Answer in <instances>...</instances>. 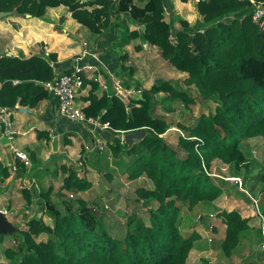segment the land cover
<instances>
[{
    "label": "trees",
    "instance_id": "obj_1",
    "mask_svg": "<svg viewBox=\"0 0 264 264\" xmlns=\"http://www.w3.org/2000/svg\"><path fill=\"white\" fill-rule=\"evenodd\" d=\"M180 1L185 2L183 7L173 0H120L116 6L112 0H0L1 11L30 18H43L49 8L64 5L82 26L99 35L115 33L125 23L122 45L140 39L135 46L138 51L145 44L157 47L170 65L188 74L184 83L199 93L193 96L169 80H162L143 89L142 98L125 101L117 90L97 93L99 79H89L82 72L83 88L90 84L88 94L83 96L88 102L83 108L86 117L110 124L108 151L124 167L129 180L146 176L152 181V188L136 190V202H157L158 206L150 211V223L132 214V224H126L116 237L107 221L108 213L100 205L76 195L79 206L75 208L64 192L60 194L65 204L63 211L52 197V190L42 191L39 195L44 202V208L40 209L42 216L37 214L28 220L27 228L19 234L14 227L16 244L6 248L7 259L0 264H187L195 241L202 235L198 231L188 236L183 234L178 203L193 209L201 202H214L223 195L222 184L227 180L212 175L216 160L233 165L238 171L244 170L243 177L249 178L255 162L244 151L243 140L264 138V29L253 20L252 0ZM185 7L189 9L187 12ZM176 10L182 16L184 11L191 24L200 19L190 25ZM66 24L73 26L74 21ZM130 24L137 28L130 30ZM45 34L52 38V46L62 44V56L74 52L65 48L66 36H57L49 27ZM128 57V53L119 56L123 69L130 68L125 63ZM74 60L59 63L56 52L30 57L1 53L0 106L35 108L51 99L52 94L43 83L54 80L58 72L70 74ZM103 75L108 83L110 75L106 72ZM121 85L125 88L130 83ZM161 92L186 107L219 98L214 112L202 113L189 124L178 123L185 132L178 137L183 155L163 136L169 122L156 112L159 103L155 95ZM141 130H146L141 141L131 147L122 143L121 131ZM45 134L48 135L47 131L42 130L37 136L42 138ZM85 150L84 144L82 152ZM121 153L126 154V160L120 157ZM32 158L36 159L34 154ZM20 164L23 173L24 163ZM63 168L66 175L61 191L80 194L92 188L87 170L83 169L84 174L80 175L79 168ZM0 171L4 177L10 174L1 162ZM112 174L109 173L111 179ZM259 177L264 180V174ZM215 178L222 179L221 183ZM34 190L33 187L21 189L29 203L34 201ZM217 218L226 225L222 251L231 257L250 227L249 218L237 209L223 210L216 214ZM42 234L48 235L47 240H37Z\"/></svg>",
    "mask_w": 264,
    "mask_h": 264
},
{
    "label": "rangeland",
    "instance_id": "obj_2",
    "mask_svg": "<svg viewBox=\"0 0 264 264\" xmlns=\"http://www.w3.org/2000/svg\"><path fill=\"white\" fill-rule=\"evenodd\" d=\"M178 3L181 7H183V3L181 1H177V4ZM183 9H185V12L189 10L187 7ZM185 12L183 11V16H180L183 18L185 17L190 22V19L187 18V14H185ZM198 15L200 14L198 13ZM4 19H6L4 21H6L8 28H11V30H13V27L14 29H18L17 26L13 24L12 17L9 16ZM199 19L200 18L197 20ZM194 24H191L190 22V25ZM56 27L61 29L60 26ZM78 27H81L88 32L81 35L80 38H75L77 40V46L80 48L76 53L82 54L84 50H88L90 46L93 45V42L95 46L96 34L85 26L81 25ZM133 28L134 26L129 27L130 30ZM121 30H123V27ZM24 34L25 33H22L20 36H24ZM121 40L122 36L120 34L119 41ZM135 40V43L138 42V39ZM74 46H76V42L69 41V43L65 45V48L67 49ZM60 49L61 48L59 47L56 48V52L60 59H66L67 56L69 57L73 55L69 54L67 56H62ZM98 51L101 52L103 50ZM125 52L129 55L125 63L130 66V68L123 69V60H120L121 66H119L118 73L117 69L114 71L117 74H115L113 70L110 72L118 76V78L115 79V82L113 80V85L119 86L123 84V82L130 83V86L124 88L121 85V87H119V91L117 90L118 93L121 92L127 100H137L142 98L141 91L143 89H149L154 84H157L162 80H169L173 86L186 90L193 96L199 94L195 87H189L184 83V79L188 76V74H185V72L182 73L170 65L169 62L161 56L157 47L149 46L147 47V50L143 49L140 51L135 48H131L130 51L125 49ZM117 54L118 56L121 55V53ZM21 57L24 56L21 55ZM131 68H133V72H131ZM101 70L96 72L93 71L92 73L85 72V74L87 77H91V74H93V77L91 78L99 79L101 82L99 90H106L105 85H103L104 83H102V81H104V71ZM134 75L138 76V79L130 81ZM108 85L110 87V91H112L113 86L111 77L108 79ZM82 91L83 90H80L78 93L79 100H82L83 96L88 94H82ZM155 99L159 103L156 106L157 114L164 116L169 122V128L163 136L167 138L168 142L173 147L178 149L182 155L185 152L178 145V137L181 134V128L178 123L189 124L194 122L195 119L202 113L214 112L215 107L218 104L217 102H219V98L214 97V99L207 100L204 103L192 104L189 107H186L181 102L170 99L168 94L165 92L157 93L155 95ZM183 134L185 135V132H183L182 135ZM120 136H122V134H120ZM68 139L73 143L68 146V153L71 156L70 162H73V158H76L77 161H75V163L77 164L85 141L81 138H76L75 141L73 136L68 137ZM73 147L76 148L77 152H72ZM108 149L109 147L107 146V151L105 152L94 151L87 154L86 151L82 152L85 154V160H82L84 164L81 168H79V174H84V171H88V169L85 168H89V173H87L86 176L92 181L93 186L88 191L80 194L67 191L66 196L72 200L75 204V208L79 206L78 201L76 200V195L90 201L91 203L100 205L105 214L108 213L107 221L112 224L110 225L112 227V233L115 234L116 237H119L121 230H124L126 224H132V214H136L139 219H142L146 223H150V211H152V209H156L158 204L157 202H136L138 198L136 190L139 187L152 188V181H150L146 176L134 181L129 180L127 175L124 173V167L117 164L118 159H115V156L111 152L110 154ZM243 149L246 154L249 156L251 155L252 158L253 156L251 150L256 149L258 151L257 158H254L253 160L256 164H253L252 173L248 179L243 177L245 174L244 170L242 172L238 171L233 165L227 166L220 160H216L214 163V174L224 175L225 177L238 175L239 177L244 178V183L241 185L242 188L239 186L240 184H238L237 181L228 178L226 179L227 181L222 184L224 187V193L218 200L214 202H201L193 209H190L186 204H182L181 202L178 203L181 206V226L183 234L188 236L192 233V231H198L202 235L201 238L196 240L194 243L188 264H240L242 262H247L248 264H264V249L261 247L262 242L264 241V223L262 219V216H264V180L259 177L264 174V138H246L243 140ZM91 154H93L94 157H90L93 156ZM109 155L110 158L108 157ZM120 157H122V159L125 158V160L127 158L124 153H121ZM93 159L95 164L92 162ZM75 168H78V165H76ZM110 172H113L112 179L109 178ZM60 176L62 177V175ZM215 180L216 182L221 183L222 179L215 178ZM20 193L21 192H19V194ZM36 196H38V194ZM253 198L256 200L254 201ZM57 205L63 211L65 210L63 197L59 199ZM11 209L12 208L10 207L9 210ZM232 209H237L241 211L243 217H248L250 227L244 232L239 245L233 252V255L231 257H227L221 248V241L225 236L226 225L222 223L220 218L213 220L210 219V214L216 215L223 210ZM13 210H15V214L12 215V217H14L12 219L10 218L9 221L13 223V227H16L17 233L19 234L21 230L27 228L24 221L25 218L22 219V222L18 220L20 215L24 214V211L21 210V212H19L20 215L17 217L16 214L18 213V210L17 212L16 209ZM198 215H201L202 218L198 219ZM46 220L50 224H53L51 218L47 217ZM15 235L16 234L12 232L0 234V262L7 259L5 255L6 248L16 244L17 237ZM121 235L123 236V233ZM47 238L48 235L42 234L37 238V240H47ZM211 238L213 239L212 241Z\"/></svg>",
    "mask_w": 264,
    "mask_h": 264
},
{
    "label": "crops",
    "instance_id": "obj_3",
    "mask_svg": "<svg viewBox=\"0 0 264 264\" xmlns=\"http://www.w3.org/2000/svg\"><path fill=\"white\" fill-rule=\"evenodd\" d=\"M177 1L180 2V0H176L175 2ZM177 13L178 15H181L178 11ZM10 17H12L13 24H15L19 30L14 29V27L13 30H11V28L7 27L6 21H4L6 19H0V54L7 52L15 56L23 55L24 57H30L33 54L47 56L51 52H56V48H62V44L57 45L56 47L52 46V38L45 34L46 29L49 27L51 32L56 33L57 36H66L68 43L69 41L76 42V46L67 48L69 51H74L70 53L73 55L69 57L67 56L66 59H60L58 56L59 63L63 62L64 64V61L68 62L71 58H75L79 54L76 53L80 49L79 46H77V37L80 38L81 35L88 33L81 27L76 29V25L81 26L82 24L71 16V12L64 5L49 8L47 15L43 18L33 17L32 19L30 17L21 16ZM68 21H74L73 26L66 24ZM40 22L43 23L41 24L42 26L39 25ZM56 26H60L61 29ZM130 26H134L133 29L137 28L134 24H130ZM122 27L124 29L126 24L124 23V26ZM122 27L120 26L116 28L115 33H104L102 35L96 34L95 46L93 42V45L88 49L99 55L105 62V68L101 67L99 71L102 69L104 72L110 74L113 90H117L116 85H113V80L115 82V79L118 78L117 75H115L118 72L115 73L114 71L116 69L118 71L119 66H121L117 53H127L125 52V49L130 51L131 48H135V46L140 43V39H138V42L136 43V40L133 39L129 44L122 45L121 41H119ZM22 33H25L24 36H20ZM147 47H149V45L145 44L144 49L147 50ZM52 49L55 51H52ZM98 50L103 51L100 52ZM111 70H113L115 74L110 72ZM88 73L92 72L88 71ZM91 75V77H93V74ZM91 77H89V79H92ZM137 77L138 76L134 75V79L132 78L131 80H128L133 81L138 79ZM105 82L102 81V83L107 86L106 90H110L108 83ZM1 86L2 84L0 82V88ZM89 89L90 84L82 89V94L88 93ZM103 91L105 90L98 89L97 93L101 95ZM78 101L83 106L88 104V102L83 99L79 100L78 98ZM11 110L13 111V128L16 131L13 144L29 154L32 159V168H27L23 164L24 171L21 173L22 164H20V162L22 163V161L13 156L9 140L1 137L2 125L0 124V162L4 166H7L10 172L8 177H4V174L2 175V172L0 171V204L7 208L11 207V210L16 209V212L18 210V213L16 214L17 217L20 215L19 212L23 210L24 214L20 215L18 220L22 222V219L25 218L24 221L26 223L37 214L42 216V212L39 211V209L44 208V202H42L43 200L41 196H39L42 191L47 192L48 190H52V197L55 199V202H58L62 197L60 194H63L64 192L67 193V191L64 190L61 191L63 179L66 175L63 166L76 167L77 165L75 163V161H77L76 158H73L74 161L70 162L71 156L68 153V146L73 143L71 140L67 139V137L73 136L75 141L76 138H81L85 143L89 142L90 139L93 141L95 138H102L107 141V136H109L110 131L108 129L92 131L88 125L81 126L79 123H72L61 118L55 109L52 98L42 101L38 107L32 108L29 112L21 111L17 109V107ZM42 130L47 131L48 135L45 134L42 135V138H39L37 134ZM72 152H77L75 147L72 148ZM32 154H34L36 159L32 158ZM90 157H94V155ZM92 162L95 164L94 159ZM13 164H16L18 167L16 173L11 170ZM87 169L89 173V168ZM60 175H62V177ZM32 178H36L37 183L33 186V188H35L33 191L34 201L29 203L23 197L22 193L19 194V192H21L22 188L26 187L27 182ZM37 194L38 196H36ZM13 212L12 215L15 214V210H13ZM12 215L7 217L8 220L14 217H12ZM189 259L190 255L187 264Z\"/></svg>",
    "mask_w": 264,
    "mask_h": 264
},
{
    "label": "built area",
    "instance_id": "obj_4",
    "mask_svg": "<svg viewBox=\"0 0 264 264\" xmlns=\"http://www.w3.org/2000/svg\"><path fill=\"white\" fill-rule=\"evenodd\" d=\"M112 1L114 3V6H116L120 2V0ZM252 3L254 5L253 20L259 25L260 28L264 29V2H256L252 0ZM74 59V70L70 74L58 72L57 77L54 80L43 83L44 86L48 89V91L52 94L53 104L55 105V109L57 110L58 115L61 118L72 123H79L82 126L88 125L92 131L111 129V126L108 122L102 123L98 118H87L83 111L84 106L78 101V93L80 90L83 89V79L81 73L88 71L96 72L101 67L105 68V62L103 61V59L100 58L99 55L89 50H84L82 54H78ZM103 85H105V87L107 88L106 84ZM119 87H121V85L116 86V89L118 91ZM17 109L24 112H29L32 110V107L18 105ZM12 114L13 111L10 108L0 106V124L2 125L1 137L9 140L13 156L16 159H20L24 163L25 167L31 168L32 161L29 154L25 150L19 149L13 144L14 135L16 131L13 128L14 123L12 119ZM128 132L129 131H121L122 143H126L124 140V135ZM181 133L183 132L181 131ZM107 146V141L105 139L95 138L92 142L89 141L85 143V151L86 154L92 153L94 151L105 152L107 151ZM251 152L253 158H257L258 151L256 149H252ZM108 157L110 158V155ZM82 158L83 153L81 151L79 155V160L77 162L78 168H81V166L84 164ZM11 170L12 172L16 173L18 171L17 165L13 164V166H11ZM212 175L218 176L223 179L230 178L234 181H237V183L240 184L239 186L242 188L241 185L243 184V179L239 176L225 177L224 175L219 174ZM36 183V178H32L30 181L27 182L26 188H32ZM0 211L6 217H9L14 213L13 210H9V208H7L6 206H2L1 204ZM201 218L202 216L198 215V219ZM210 219H216V215L210 214ZM262 219L264 223V216H262ZM212 240L213 239L211 238V241ZM261 247L262 249H264V241L262 242Z\"/></svg>",
    "mask_w": 264,
    "mask_h": 264
},
{
    "label": "water",
    "instance_id": "obj_5",
    "mask_svg": "<svg viewBox=\"0 0 264 264\" xmlns=\"http://www.w3.org/2000/svg\"><path fill=\"white\" fill-rule=\"evenodd\" d=\"M11 15H12V12H4V11H1L0 9V19L11 16ZM119 95L125 101H127L126 97L122 93L119 92ZM130 106H132V104H129V107ZM145 135H146V130L128 132L124 135V140L126 144L129 147H131L135 143L141 141L145 137ZM13 230H14L13 223L9 221L8 218L0 211V234L11 233L13 232Z\"/></svg>",
    "mask_w": 264,
    "mask_h": 264
}]
</instances>
